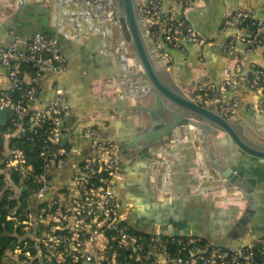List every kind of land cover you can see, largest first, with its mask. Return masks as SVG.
Listing matches in <instances>:
<instances>
[{"label": "crops", "instance_id": "crops-1", "mask_svg": "<svg viewBox=\"0 0 264 264\" xmlns=\"http://www.w3.org/2000/svg\"><path fill=\"white\" fill-rule=\"evenodd\" d=\"M161 1L174 17L185 18L212 39L202 49L193 44H183L182 49L164 45L171 56L166 68L188 96L193 95L197 86L211 79L220 80L226 65L256 62L264 67V58L259 53L246 55L234 50L223 54L220 44L228 32L217 31L226 12L246 6L259 13L264 0H194L189 7H182L180 0ZM93 6L92 14H96L103 3L95 1ZM81 7L72 1L60 8L55 0H0V44L6 45L13 34L22 47L32 33L44 32L58 39L67 59V67L58 79L47 71L37 81L40 92L32 104L49 101L55 82L60 84L69 101L70 111L64 122L69 153L62 169L52 176L57 186H63L74 166L91 152L88 140L81 137L82 130L98 127L104 139L120 146L116 190L120 208L125 212L124 223L131 231L148 233L161 227L216 244L227 241L234 233L228 244L234 246L264 238V160L228 143L224 133L219 132L216 140L210 136L211 151L220 155L232 170L240 166L245 177L255 178L258 193L254 213L238 230L235 223L249 200L239 196L237 188L223 187V180L209 165L204 139L198 130L174 129L167 143L148 149H142L144 143L140 140L127 146L140 126L151 123L149 116L140 112V107L146 105L144 99L136 97L140 85L130 87L124 81L129 66H135L137 71L140 67L132 65L133 59L125 56L123 42L117 43L115 23L109 17L85 15ZM86 12L90 13L91 9L88 7ZM1 92L12 95L6 71L0 64ZM235 95L242 104L238 115L253 121L255 131L264 135V117L249 115L244 109V104L256 100L257 95L243 85L238 86ZM2 138V151L10 149L9 139Z\"/></svg>", "mask_w": 264, "mask_h": 264}, {"label": "built area", "instance_id": "built-area-1", "mask_svg": "<svg viewBox=\"0 0 264 264\" xmlns=\"http://www.w3.org/2000/svg\"><path fill=\"white\" fill-rule=\"evenodd\" d=\"M193 4L194 0H180L182 7ZM138 10L165 64L171 60L165 44L178 49L193 44L202 49L212 43L185 18L174 17L161 0L140 2ZM260 11L237 6L224 14L217 30L228 32L220 44L223 54L241 50L264 58V6ZM18 43L11 34L6 45L0 44V64L11 92L19 94L14 98L0 93V109L12 112L8 119L14 126H8L2 136L35 138L41 164L37 169L19 149L2 151L0 174L11 197L17 200L6 216L17 235L14 246L5 251L11 264H264V238L242 246H220L161 227L148 233L131 231L124 223L125 212L116 190L120 146L104 139L98 127L82 130L81 137L88 140L91 152L58 187L52 176L62 169L69 153L64 124L69 101L55 82L49 101L32 104L40 92L37 81L47 71L58 79L67 67V59L58 39L44 32L32 33L22 47ZM239 85L258 97L244 104L245 111L264 117V67L256 62L224 66L222 78L197 86L192 98L230 118L242 105L235 95ZM14 174L18 177L16 183L11 180Z\"/></svg>", "mask_w": 264, "mask_h": 264}, {"label": "water", "instance_id": "water-1", "mask_svg": "<svg viewBox=\"0 0 264 264\" xmlns=\"http://www.w3.org/2000/svg\"><path fill=\"white\" fill-rule=\"evenodd\" d=\"M55 1L60 8L72 1L82 5L81 10L85 12V15L100 18L109 17L117 29V43L123 42L125 45V56L133 59L132 65L140 67V71H137L135 66H129L127 68L128 76L124 78V81L130 87L140 85V93L136 94V97L144 99L146 105L150 106V108L146 105L141 106L140 112H145L151 123L145 127L140 126L139 132L127 146L140 140L144 143L142 149H148V147L167 143L171 139L174 129L184 130L186 127H191L198 130L204 139L209 165L216 172L215 175L223 180V187L232 190L237 188L239 196L249 200L235 223V230L245 226L258 202L255 178L245 177L240 166L235 170L226 166L223 158L211 151L209 142L210 136L216 140L218 133L222 132L226 135L228 143L235 145L246 154L264 160V135L255 131L254 122L244 120L238 114L230 118L225 117L208 106L200 105L192 96L185 94L181 86L173 80L172 72L166 68L155 48L154 40L148 32V23L138 10L140 0ZM95 1H102L103 7L99 6L97 13L92 14ZM88 7L91 9L90 13L86 12ZM62 13L65 14L64 11ZM120 49L123 50V47ZM148 97L150 100H146ZM11 114L10 110L0 109V124ZM229 237H234V233H231ZM229 237L227 241L221 240L217 244L228 245Z\"/></svg>", "mask_w": 264, "mask_h": 264}, {"label": "trees", "instance_id": "trees-1", "mask_svg": "<svg viewBox=\"0 0 264 264\" xmlns=\"http://www.w3.org/2000/svg\"><path fill=\"white\" fill-rule=\"evenodd\" d=\"M18 95V92L12 93V97L14 98H17ZM8 126L11 129L14 127L10 119L0 125V160L3 150L2 132H4ZM8 147L10 149L22 150L26 154L27 160L36 168L41 164V159L39 158V142L35 140V138L29 140L25 137L14 136L9 139ZM17 178V175L14 174L11 180L16 183ZM11 195V190L4 182L3 175L0 174V264H11L10 260L5 255V251L12 248L17 241V235L13 230V222L6 219V216L17 205V200L11 197Z\"/></svg>", "mask_w": 264, "mask_h": 264}]
</instances>
